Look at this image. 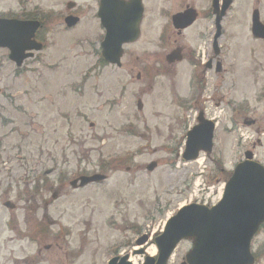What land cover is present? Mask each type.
Here are the masks:
<instances>
[{
	"label": "rangeland",
	"instance_id": "1",
	"mask_svg": "<svg viewBox=\"0 0 264 264\" xmlns=\"http://www.w3.org/2000/svg\"><path fill=\"white\" fill-rule=\"evenodd\" d=\"M16 1L0 0V10L7 2L16 9ZM97 1L33 0L50 24L43 32L48 48L19 73L0 52V264H108L125 255L141 264L145 258L133 251L142 249L136 245L142 234L159 233L183 205L222 196L252 144L264 162L262 132L238 124L246 110L264 121V45L251 34L253 11L260 10L264 20V0H234L227 14L221 39L225 72L208 76L201 99L219 121L214 151L188 163L178 142L184 132L175 120L186 121V106L198 96L193 67L177 79L176 92L160 73L142 98V111L137 93L144 81L137 80L139 67L131 68L136 56L151 63L164 58L162 31L182 1L146 0L151 35L128 48L121 69L97 64L103 38L92 24ZM69 2L83 20L65 31L57 18L69 12ZM195 6L209 11L211 0ZM197 28L187 31L186 44L194 43ZM115 157L125 162L107 173V181L72 186L82 175L104 173L102 162ZM153 162L157 168L149 172ZM204 185L209 188L203 192ZM41 223H53L57 240L41 237ZM153 246L149 242L146 249ZM190 248V241L180 244L173 264Z\"/></svg>",
	"mask_w": 264,
	"mask_h": 264
},
{
	"label": "water",
	"instance_id": "2",
	"mask_svg": "<svg viewBox=\"0 0 264 264\" xmlns=\"http://www.w3.org/2000/svg\"><path fill=\"white\" fill-rule=\"evenodd\" d=\"M233 0H224L222 10L219 0H215L214 9L218 15L217 24L220 25ZM140 21L142 15L141 0L130 3H119L117 0H102L99 17L107 30V36L102 44L105 59L112 64H120L122 45L131 42L138 36L135 33L122 32L118 35L116 24L118 20L125 21L131 16ZM184 16H176L175 20ZM78 19L70 17L67 25H76ZM38 23L20 22L16 20H0V48H10L11 60L18 65L23 62L24 52L35 50L32 38L35 36ZM137 32V33H136ZM253 35L264 39V25L260 22L259 11L253 15ZM214 124L197 126L188 135L185 161H194L199 153L204 151L211 154L213 150ZM251 154H247V161L238 165L229 180L224 198L217 207L209 209L200 205H190L180 210L172 217L165 232L155 239L159 249L158 260L147 258L145 264H167L176 246L185 239L194 241L193 249L187 255V264H253L250 244L259 227L264 223V167L251 161ZM156 164L148 166L153 171ZM105 177L96 175L82 177L72 183L77 188L91 183L100 182ZM80 182V184H78ZM6 207L12 208L10 204ZM142 239L139 244H144ZM143 254V251L139 252ZM117 260L111 262L116 264ZM120 264H130L127 257Z\"/></svg>",
	"mask_w": 264,
	"mask_h": 264
},
{
	"label": "flooded vegetation",
	"instance_id": "3",
	"mask_svg": "<svg viewBox=\"0 0 264 264\" xmlns=\"http://www.w3.org/2000/svg\"><path fill=\"white\" fill-rule=\"evenodd\" d=\"M32 1L33 0H17L16 1V4H17L16 9H14L15 5L11 6V3L7 2L5 5V10H3V11L0 10V19L19 20V21H24V22H27V21H33V22L39 21L40 22L41 25L39 24L40 28L37 30V32L35 34V40L39 43H43L44 50L42 52L40 51L39 53H36L34 55V57L32 59H30V61L33 59L39 60L40 54L43 53L44 51H46V49L48 48V44L46 42V36H45V34H43V32L44 31L48 32L50 30V28L48 26L50 24L48 21H46L47 18L46 19L42 18L39 7L36 5L34 6L33 5L34 2H33V4H31ZM118 1L119 2H122V1L129 2L131 0H118ZM181 1H182V4L180 5L179 9L174 14H172L171 17H169L167 25L164 27V30L162 31L161 46L163 48V52L165 51L164 58L162 60L161 59L155 60V61H153V63H151L152 61H144L142 59V57L136 56L135 60L133 61L131 68L139 67L141 72H139V74L137 76V80L140 81L142 79L144 81V84H143V87L141 88V91L139 93H137V96H138L137 102L138 103L140 102L139 104L141 107V104H143L142 98L145 95H147L146 93L148 90H153V84H154L153 80L155 78H157L160 73L162 75V78L165 79L164 82H166L167 84H171L173 90L176 92L177 79L181 75H183V77H185L187 70L190 69L191 67H193V69H192V72H193L192 73V86L195 88V90H196L195 93L196 94L198 93V96H196V98L192 97V99L188 102L189 105L186 106V108H188V111L185 114L186 118H187L186 121H182V120L176 121L175 120V123H177L175 126H179V125L182 126V129L184 132L182 134L181 138L178 140V142L181 143L180 147L182 149L183 147H185V140H186L187 132L189 130L193 129V127L195 128L197 126H201V125L203 126V125H206L208 123V121H214L215 127H216L215 131H214V137L217 135V131H218V127H219V121H218V118L216 115L213 118L211 117V115L215 114V110H213L210 113L209 109L206 107L205 103L202 102L201 99H202V96L204 93V88L208 84V81H207L208 76L211 73H212V75L216 76L218 74H221V73L223 74V72H225V69H224L225 62H224V59L222 58V54H221V52H222L221 39L224 37V34H225V20H226L227 16L224 18V20L222 22V28H221L220 34H219L216 16L213 13V11H206V12L200 13L196 9V6H195V2L199 1V0H194L193 2H189V0H181ZM212 1L213 0H211V5H212ZM99 3H100V0L97 1V5ZM142 3H143L144 13H143L142 18H141V23L139 24L140 39L135 44L124 46L123 59L127 56V52L129 51L128 48L130 46L140 44L143 36H150L151 35L152 23H151V20H149V18H147L146 0H142ZM98 7H99V5H98ZM188 13L191 15L185 16L183 18L182 22H178V25H180V27H186V25L190 23V20L192 19V17H194L193 24L187 28L176 29L175 28L176 26L173 23V18L177 15L182 16V15H186ZM67 16L77 17L79 19L78 25L83 20V17L80 16L78 13L74 12L73 10L69 11L66 15L58 17L57 19H59L61 21L63 20V23L65 25ZM93 17H94V22H92V24L94 25V23H95L98 26V28L101 29V31L103 33L102 36H104L105 35V29L103 28V26H101V22H100V19L98 17V13L97 12L94 13ZM88 19H90V18H88ZM165 20H166V18H165ZM262 21L264 23V20H262ZM137 23H138V21L134 20V18H127L125 21L118 20L116 25L124 24L125 25L124 28L120 27L119 29H121V30H132L133 28L134 29L138 28ZM196 26H198V28L196 30V37H195L194 43L192 45H190V43L186 44L185 42H186L187 31L193 27H196ZM65 27H66L65 31H71V30L76 29V27L68 28L66 25H65ZM207 39L209 40V42ZM252 39L255 43L264 45V40L256 39L253 36H252ZM102 41H103V38H102L101 42ZM101 42H100V44H101ZM201 42H203V44H201ZM100 44H99V46H100ZM150 44H151V40L148 39L147 45H150ZM148 51L149 50H146L145 52H148ZM0 52L5 53L6 57H8L7 59L9 60V53L10 52L8 49H0ZM123 59H122L121 66L120 67L116 66V67H118L120 69L123 67ZM97 64L101 65L102 67H105V68L115 67L112 65H108L105 62V60L102 59L100 56L98 58ZM25 65H26V63H25ZM157 66H159L160 69H158ZM182 67L185 68L184 73L181 72ZM187 67H188V69H187ZM143 70H145V71H143ZM149 74H151V75L146 76ZM166 79L168 81H166ZM145 84H147V86H145ZM183 98L184 97H181V100H183ZM174 100H175V98H174ZM181 100H180V103H181ZM193 111L195 114L192 113ZM246 112H247L248 116H245L242 119L240 118L242 121H240V119H239L238 124L242 123L244 127L245 126L246 127H255L257 133L262 132V135H264V121H262V118L260 119V117L259 118L254 117L255 113H253L251 110H246ZM248 139L249 138H246V142ZM258 145L262 146L260 139L258 140ZM256 147H257L256 144H252V148L246 150L245 153H250V151L253 152L254 160L264 165L263 160L259 159L257 154L255 153ZM183 152H184V148H183ZM106 162L107 161L102 162V164L100 166V170H103V172H104L103 176L105 177V180L103 181V183L105 181H107V179H108L107 173L109 171L112 172V171H118V170L122 169V166H123L125 161H123L122 157H115L114 160L108 161V163H106ZM104 164H108V168H106L104 166ZM156 167H157V165H156ZM127 170L130 171L131 169L127 168ZM52 226H53V223H41V227H42L41 234L43 235L42 236L40 234L41 237H48L50 239L57 240L56 232L51 231ZM161 232H162V230L159 231V233H154V234H156L155 238H157ZM263 233H264V225L261 226L259 232L253 238L252 243H251V251H252V254L254 257V264H261L263 259H264V240L261 239V236L263 235ZM150 236L151 235L148 233L146 237L149 238ZM153 237H150V239H154ZM28 238H29L28 240H31L30 237H28ZM35 243L40 244L38 242H34V244ZM50 246H52V245L51 244L48 245L47 249ZM186 255H187V253L184 255V257H182V261L180 262V264H184V262L186 261ZM175 260H176V256L173 259V261H171L170 264H173V262H175ZM22 264H27V261H24ZM33 264H35V263H33Z\"/></svg>",
	"mask_w": 264,
	"mask_h": 264
},
{
	"label": "bare ground",
	"instance_id": "4",
	"mask_svg": "<svg viewBox=\"0 0 264 264\" xmlns=\"http://www.w3.org/2000/svg\"><path fill=\"white\" fill-rule=\"evenodd\" d=\"M149 252L151 253V255H155L157 253L156 248L153 246V248L149 249ZM135 264H137V262H134Z\"/></svg>",
	"mask_w": 264,
	"mask_h": 264
}]
</instances>
